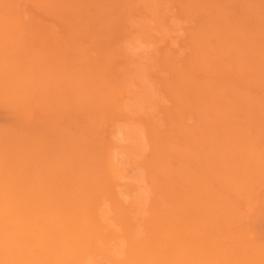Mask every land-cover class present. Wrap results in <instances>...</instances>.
I'll return each mask as SVG.
<instances>
[{
  "label": "rangeland",
  "instance_id": "1",
  "mask_svg": "<svg viewBox=\"0 0 264 264\" xmlns=\"http://www.w3.org/2000/svg\"><path fill=\"white\" fill-rule=\"evenodd\" d=\"M1 64L9 65V69L5 71L0 68V161L3 160L0 165L14 163L17 159L24 164L27 162L25 160H29V157L25 158L28 156L26 153H46L56 149L65 155L63 159L70 157L74 161L80 156L94 159L92 165L98 169L103 167L106 149H116L112 153V161L119 174L115 191L120 194L124 205L131 202L135 206L134 212L141 219H147L149 212L155 208L169 211L173 205H170L171 201L167 203L170 197L165 194L166 189L154 181L155 171L170 156L162 149L163 144L160 143L157 148L160 140L173 142L177 139L184 146L189 145L190 139L192 145L196 140L202 141V137L206 141L211 138L210 135L216 138L227 124L247 127L251 120L257 127L255 135L262 136L264 133V112L260 109L264 107V0H0ZM71 71H77L78 77H96L101 83L94 92L84 91L83 95L74 94L77 87L66 89L62 85L65 90L58 95L53 88H44L47 81L52 82ZM18 80L30 87V92L24 98L22 96L24 101L20 102L14 100L18 94L12 93V82ZM21 85L18 86L19 92ZM109 87L119 91L117 97L120 98H116V103L108 96L107 99L105 95L100 96L110 90ZM80 96L86 99L81 97L76 100L75 97ZM250 97H253L252 103L256 99L258 109L254 104L255 107L252 106ZM244 99L246 102L250 100L247 108L245 105V108H241ZM23 103H26V107ZM229 104L234 108L232 113L237 115L234 113V118H230L231 123H224L223 119L230 114ZM46 109L51 112L47 113ZM23 110H27V113ZM212 112V116L217 114L215 123L210 122L213 119L208 117ZM242 114L246 115L242 117ZM149 123H153L152 126ZM154 125L159 130L153 128ZM200 128L207 133V137ZM161 130H164V134ZM152 133H160V137L154 134L150 137ZM177 141L174 143L179 145ZM151 149L154 152L150 156ZM75 150L81 155L73 156L72 151ZM208 150L204 149L209 154ZM152 156L156 158L155 161ZM36 159L34 161H38ZM181 160L180 163L185 162ZM84 162L86 160L81 162L82 166ZM188 165L190 170H196V158L188 159ZM261 180L263 183L259 181L260 184H257V190H261L258 199L264 198V178ZM257 202L258 206L255 204L251 212L254 213H247L246 217L250 218L247 221H250L248 227L253 228L252 234L254 232L263 241L264 202ZM251 219H255V228L251 225Z\"/></svg>",
  "mask_w": 264,
  "mask_h": 264
},
{
  "label": "bare ground",
  "instance_id": "2",
  "mask_svg": "<svg viewBox=\"0 0 264 264\" xmlns=\"http://www.w3.org/2000/svg\"><path fill=\"white\" fill-rule=\"evenodd\" d=\"M37 36L38 35H36V37ZM3 40L5 41V38ZM260 60L263 62V59ZM8 66L1 64L0 68H4L6 71L9 69ZM105 77L106 76H104V78ZM95 78L92 76L78 77L77 71H71V73H63L52 82L47 81L44 88L47 90L53 88L58 95L65 90L61 87L62 85L66 89L67 87H77L74 94L78 93V95H83L84 91H87L88 93L91 91L94 92L96 87L101 83V81L99 82ZM108 81L110 80H107V82ZM20 84H22L20 90L23 93L18 90ZM101 85L104 86L103 84ZM12 86V88H14V90L12 89V93L16 92L18 94L15 95L18 98L14 100H18L19 102L23 100L26 93L30 92L29 85L24 82L20 83V80L12 82ZM108 89L110 90L106 91L105 94L103 92V94L99 95L101 97H103L102 95H105V99H107L108 96V99H111L116 103L118 100L116 98L119 97H117L119 91L117 92V89L113 90V88L110 87ZM100 90H102L101 87ZM81 97L82 96L75 98L78 100L81 99ZM83 97H86V95ZM243 97L246 98L245 96ZM88 99H90V97H88ZM251 99L252 100L249 101L252 106H257L258 104H255L256 99L254 98L255 103H252L253 97ZM101 100L103 99L101 98ZM27 102V104L30 103L29 100ZM61 102H64V100ZM67 102L69 101L67 100ZM248 102L244 99L241 108H243L244 105L246 107ZM231 103L233 104V102ZM23 104H25L26 107V103ZM228 106L230 107V104ZM253 107L250 108L253 110ZM262 107L263 106L259 108L264 112V107L263 109ZM250 108H248V110H250ZM255 108L258 109V106ZM210 109H213V107ZM229 109L228 112H230V114L227 116L228 120L224 118V123L226 121L229 123L231 121L230 118L232 116L234 118V116L237 115L235 112V115L232 113L234 111L233 107H230ZM23 111H26L27 113V110ZM49 111H47V113ZM253 111L251 114L254 117L255 113ZM139 112L140 110L138 113ZM225 113L226 112H223L222 114ZM212 114L214 115L212 112L208 117L213 119L212 121L210 120V122L213 123L216 120H214V118L217 114L215 116H212ZM251 114L249 116H251ZM263 114L264 113H262V115ZM245 115L242 114V117ZM237 117L240 119L239 116ZM123 118L125 119V117ZM207 119L206 121H209ZM78 120L81 121V119ZM242 120L243 119L240 120V123H242ZM139 122L141 123V120H139ZM165 122L166 124L168 123L167 120ZM259 122L263 125L264 121L261 122L259 120ZM145 123L147 124V122ZM152 124L150 126H152ZM219 125L220 124H218V127ZM231 125L227 124L224 129H221L222 132H219L220 135L216 134L215 136L219 135L216 138H213L212 135H210L213 134V131H210L212 132L210 134L208 132L212 139L209 137L210 139L206 141L203 140L205 137L201 136L202 141L198 142L196 140V143H194L195 145L192 144L196 146V152L194 151V147L190 144V139H188L189 143H187L189 145L185 144L184 146L180 145L177 139L174 141H177L179 145L170 140H167L166 142H162V140H160V142L158 141L159 143L156 144V146L158 145L157 148H159L160 143L163 144L162 149H165L170 156H167L162 164V161L160 162L162 166L155 171L154 181L155 183H158L160 187L166 189L164 192L170 197L169 202L167 203H170L171 201L172 203H170V205H173L169 211H161L162 209L159 210V208L153 209L149 212L150 216L147 219H141L139 216L137 217L136 212H134L135 206L133 207L131 202L129 205H124L120 194L115 191V187L118 185L117 178L119 177V174L117 168L114 167L112 153L116 149L113 151L110 150L111 148L106 149L107 151L105 153L106 157L103 161V167L98 169L92 165L94 159H85L80 156L81 154L78 155V150H75L76 152L72 151V155H78L80 157H76L77 159L74 157L76 160L74 159V161H71L70 157H64L65 159H63L62 157L65 155L59 151H55V148L52 152L37 153L32 151L26 153L28 156L26 155L25 158L29 157V160H25L27 162L24 164H20L21 160L19 163L18 159L16 161L13 160L14 163L6 165L1 164L0 264H264V235L263 238L261 237L263 241H260V237H256L254 232L252 234L253 228L250 229V227H248L250 226V221L248 223L247 218L249 217H246L248 214L252 215L254 213L251 212L254 205L258 203L257 201H259L260 204L261 202H264V198L258 199L261 190H257V184H260L258 182H261V179L264 178V133L262 136L260 133V136L255 135L257 134L255 133V128L257 127H254L255 125H253L252 120L247 127L236 126V123L234 126ZM169 126L170 125H168V127ZM210 126L211 125H209L208 128H210ZM215 126L217 128L216 124ZM215 126H212V128H215ZM250 126L251 129L249 128ZM221 127L223 128V126ZM253 127L254 130L252 129ZM153 128L159 130L156 125H154ZM172 129L175 131L174 128ZM202 129L200 131H202ZM152 131L153 129L148 132L151 133ZM161 131L164 134V130ZM217 131L214 133H217ZM202 133L207 137V133L203 131ZM153 134L154 133L149 134V136L153 137ZM159 135H155V137H158ZM165 135H167V133ZM169 135L170 134L167 136ZM170 137L171 136H169V138ZM70 140L72 141L71 138ZM156 140H158V138H156ZM113 145H115V143ZM113 145L112 148L114 147ZM116 146L118 147V145ZM202 146L206 147L203 148ZM204 149H209L208 151H210V153L208 154ZM151 150L153 151H150V153L154 152V149ZM68 154H70V152ZM86 155L85 157L88 158ZM151 155L152 153L150 156ZM157 156H160V154ZM50 157L52 158L49 160L48 158ZM35 158H37L36 160L38 161H34ZM192 158H196V170L193 168L194 171L193 169L190 170V164L188 165V159L190 161ZM147 159L149 160L150 157ZM181 159L185 162L180 163ZM85 160V165L83 164L84 166H82L81 164ZM2 161L3 160L1 159L0 162ZM150 163H152L151 166L154 167L153 162ZM148 166L150 165L148 164ZM12 167L13 169L11 170ZM123 174L125 173H122V175ZM183 191L185 194H183ZM168 196L165 198L168 199ZM158 205H156V207ZM254 211L256 212L257 210ZM262 213L264 214V212ZM257 214L258 213L255 215ZM251 220V225L255 228V219ZM257 222H260V220ZM259 231L261 232L262 229H259Z\"/></svg>",
  "mask_w": 264,
  "mask_h": 264
}]
</instances>
